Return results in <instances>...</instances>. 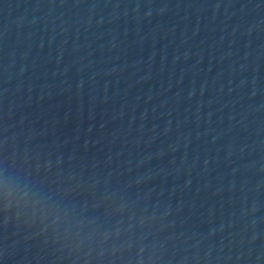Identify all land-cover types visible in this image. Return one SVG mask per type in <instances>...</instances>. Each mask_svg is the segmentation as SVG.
<instances>
[{
  "label": "water",
  "instance_id": "95a60500",
  "mask_svg": "<svg viewBox=\"0 0 264 264\" xmlns=\"http://www.w3.org/2000/svg\"><path fill=\"white\" fill-rule=\"evenodd\" d=\"M0 264H264V0H0Z\"/></svg>",
  "mask_w": 264,
  "mask_h": 264
}]
</instances>
